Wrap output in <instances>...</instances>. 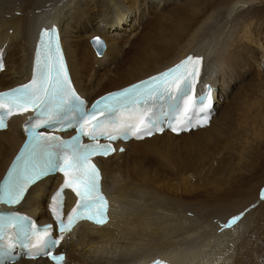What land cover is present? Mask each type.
<instances>
[{
  "label": "bare ground",
  "instance_id": "bare-ground-1",
  "mask_svg": "<svg viewBox=\"0 0 264 264\" xmlns=\"http://www.w3.org/2000/svg\"><path fill=\"white\" fill-rule=\"evenodd\" d=\"M257 3L0 0L6 53L0 90L22 80L32 63L30 37L45 22L63 26L70 72L89 99L187 54L206 61L203 85L220 75L218 112L208 126L154 135L133 142L120 160H101L111 217L101 226L79 225L78 241L67 250L71 258L80 264H144L154 256L175 264H264V253L253 262L255 249L250 256L243 249L264 217L258 212L264 179L245 175L253 150L264 145V3ZM97 36L104 42L101 56L90 43ZM104 62V69L95 68ZM17 132L14 121L12 130L0 133V176L19 142ZM25 201L30 198L21 208ZM34 202L31 209L43 214L41 202Z\"/></svg>",
  "mask_w": 264,
  "mask_h": 264
},
{
  "label": "snow or ice",
  "instance_id": "snow-or-ice-1",
  "mask_svg": "<svg viewBox=\"0 0 264 264\" xmlns=\"http://www.w3.org/2000/svg\"><path fill=\"white\" fill-rule=\"evenodd\" d=\"M45 35L54 38L55 27L41 34L36 51L37 68L32 79L17 88L0 92V129L7 128V117L13 114L30 110L35 113L25 122L27 140L0 182V202L19 204L30 187L43 177L56 171L63 173V183L51 196L49 204L60 235L54 238L51 224L39 227L30 217L18 212L0 214V264H11L12 249L21 237L27 241L33 258L45 254L54 261H63V255H53L49 249L60 243L63 234L77 220L88 219L103 224L107 219V200L100 190V172L91 157L107 156L114 149L111 144H101L99 140L113 141L129 134L137 139L151 136L155 109L175 107L176 100L183 102L184 113L195 107L190 92L198 74L199 57L188 56L146 81L110 92L89 108L71 86L58 43L53 48L51 43H45ZM94 39L99 40L98 37ZM3 67L0 62V69ZM207 99L210 105V96ZM205 107L203 103L200 105L203 120L207 122ZM54 125H59L60 130L74 128L76 134L65 140L49 131H39ZM155 128L163 131L162 127ZM172 130L178 131L175 126ZM84 137L90 143H83ZM65 189H71L78 197L77 206L67 214V221L62 212ZM260 198L264 200V190L260 192ZM241 216L242 212L232 216L224 227H231ZM153 264L164 262L154 260Z\"/></svg>",
  "mask_w": 264,
  "mask_h": 264
},
{
  "label": "rangeland",
  "instance_id": "rangeland-1",
  "mask_svg": "<svg viewBox=\"0 0 264 264\" xmlns=\"http://www.w3.org/2000/svg\"><path fill=\"white\" fill-rule=\"evenodd\" d=\"M256 1H259V3H257L258 5L260 4V2L264 3V0H256ZM97 37H100V36H97ZM256 69H259V67L258 68L256 67ZM252 156L253 157H252L251 162H252L253 167H251V169L245 175L251 176L252 179L254 178L253 181H256L260 177L264 179V145L257 148V151L253 150ZM263 185H264V182L262 183L260 182V186H263ZM259 207L260 209L258 210V212H262L264 210V202L260 204ZM258 225H259L258 230L254 231L250 235L249 240L246 242L243 248L244 253H246L248 256H250L253 253L252 249H255L256 256H253V258H251L253 262L255 261V257L260 259L264 253V241L263 240L259 241L260 238L261 239L264 238V236H262V231L264 230V217L263 219L259 220ZM257 235L259 236L258 239L256 238ZM257 261L258 260H256V262Z\"/></svg>",
  "mask_w": 264,
  "mask_h": 264
},
{
  "label": "water",
  "instance_id": "water-1",
  "mask_svg": "<svg viewBox=\"0 0 264 264\" xmlns=\"http://www.w3.org/2000/svg\"><path fill=\"white\" fill-rule=\"evenodd\" d=\"M93 42H95V41L93 40ZM96 49H97L98 53H101L103 50V46L100 44Z\"/></svg>",
  "mask_w": 264,
  "mask_h": 264
}]
</instances>
